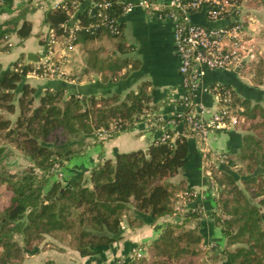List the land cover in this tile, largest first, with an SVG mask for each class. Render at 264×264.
Instances as JSON below:
<instances>
[{
    "label": "trees",
    "instance_id": "obj_1",
    "mask_svg": "<svg viewBox=\"0 0 264 264\" xmlns=\"http://www.w3.org/2000/svg\"><path fill=\"white\" fill-rule=\"evenodd\" d=\"M93 1L98 0H62L45 11L44 23L56 33L66 34L73 11L81 24L74 42L108 34L119 38L116 46L125 51L121 38L124 2L109 0L104 7L106 17L100 18ZM252 4L264 6V0ZM20 17L13 16L8 27L0 25V38L11 31L20 38L31 34V22L22 17L18 24ZM39 36L45 44L46 35ZM17 63L15 60L6 68L0 65V264H26L27 256L45 244L57 250L70 248L80 256L91 255L122 236L124 219L154 220L179 213L175 191L181 182L170 178L179 173L193 150V141L186 136L187 125L180 124L172 138H157L145 149L117 152L113 158L103 159L88 175L79 172L60 180L56 168L61 171L63 163L89 143L131 126L149 110V96L140 87L120 100L114 92L89 91L59 78L35 86L26 79L32 65L15 68ZM121 63H117L118 70ZM263 68L256 74L263 77ZM100 74L107 82V61ZM235 81H222L224 88L231 89L232 109ZM252 93L254 99L243 97L245 110H240L235 125L241 122L246 129L242 131L240 159L244 163L240 173L222 162L213 170L219 191L215 210L209 212L214 215L217 208L227 215L221 219L220 230L228 247L223 248L224 264H264V89ZM99 127L105 131L99 139H90ZM12 154L25 159L24 164L10 167L4 160ZM228 158L227 162H233ZM208 179L213 185L212 178ZM202 212L187 208L180 225L170 223L150 243L153 264H172L183 254H198L197 244L205 236L199 221ZM145 261V257L133 256L119 264ZM44 264L68 263L47 259Z\"/></svg>",
    "mask_w": 264,
    "mask_h": 264
},
{
    "label": "crops",
    "instance_id": "obj_2",
    "mask_svg": "<svg viewBox=\"0 0 264 264\" xmlns=\"http://www.w3.org/2000/svg\"><path fill=\"white\" fill-rule=\"evenodd\" d=\"M60 1L62 0H3L0 24L8 27L7 21L18 14L21 15L18 24L22 17L31 22L29 36L20 38L11 31L7 33V37L4 38L3 35L0 38V65L3 68L11 66L15 60L32 65L33 62L27 58V54L33 53L38 59L45 51V45L40 42L39 36V33L46 35L48 27L44 23V14L48 8ZM255 9L256 6L240 8V14L244 13L246 17L252 18ZM191 17L195 21L206 22L202 12H194ZM121 21V38L125 44V51H120L116 46L119 38L108 34L75 41L57 52L60 66L64 71L61 80L89 91L114 92L120 100L129 91H137L143 87L149 96V110L128 128L119 130L100 142L89 143L79 154L65 161L62 165L65 178L79 172L88 175L90 168L105 158H113L117 152L147 148L153 140L160 137L164 128L162 124L149 123L147 119L152 117L150 114L161 113L168 119L171 113L178 110L174 103L180 100L183 89L180 86L178 58L172 42V22L168 19H159L155 13L142 7H135L123 14ZM119 60L122 62L120 70L117 66ZM106 61L107 82L102 80L100 74L104 70ZM123 71L127 74L123 75ZM234 75V71L206 70L203 81L205 84L227 81ZM26 79L35 86H43L52 80L31 72H27ZM199 98L207 104L216 105L215 99L208 92H201ZM241 139L242 131L231 126L224 130L210 131L206 142L213 153L228 154L238 151ZM204 162L199 148L193 142V150L187 162L170 180L179 181L192 190V197L186 201V207L200 208L206 213L199 219L205 232L204 238L223 241L224 236L211 220L209 213L210 210H215L216 203L215 195L210 190L213 185L209 182ZM171 215L164 214L154 220L124 219L122 236L91 255L80 256L77 251L70 248L57 250L45 244L38 252L27 256L26 264H44L47 259L64 261L68 264H116L118 258L132 254V249L135 247L148 245L158 238L172 223ZM220 259L219 264H224V258Z\"/></svg>",
    "mask_w": 264,
    "mask_h": 264
},
{
    "label": "built area",
    "instance_id": "obj_3",
    "mask_svg": "<svg viewBox=\"0 0 264 264\" xmlns=\"http://www.w3.org/2000/svg\"><path fill=\"white\" fill-rule=\"evenodd\" d=\"M123 1V14L135 7H142L155 13L159 19L172 22V42L178 58L177 71L180 86L183 89L180 100L174 105L178 110L171 113L168 119L161 113L150 114L147 121L151 124H162L161 140L172 138L180 124L187 125L186 136L199 148L204 161L213 162V153L207 145V135L216 129H227L235 126L237 116L233 114L230 101L233 98L231 89L224 88L222 81L211 84L204 83L206 70L236 71L242 63L252 55V48L244 45L243 22L241 19V3L234 0H119ZM109 0L93 1L97 7V16L105 18L104 7ZM3 0H0V14L3 12ZM202 12L206 22L195 21L191 15ZM70 30L66 34H58L47 27L45 51L27 72L44 78H63L64 71L60 66L57 52L72 45L76 39V30L81 27L72 11L69 19ZM1 28L6 27L0 24ZM115 26L111 27L114 30ZM4 34V38L7 37ZM23 62L18 61L17 66ZM201 92H208L216 101V105L207 104L199 98ZM105 131L102 129L100 135ZM58 179L65 178L63 171L55 169ZM208 178H212L206 168ZM192 190L185 189L178 196L176 210H185V203L192 195ZM213 193V191H212ZM188 208V207H186ZM213 245L210 246V248ZM217 247V245H216ZM141 248L133 250L139 255ZM131 254V256H132ZM117 262L116 264H119Z\"/></svg>",
    "mask_w": 264,
    "mask_h": 264
},
{
    "label": "rangeland",
    "instance_id": "obj_4",
    "mask_svg": "<svg viewBox=\"0 0 264 264\" xmlns=\"http://www.w3.org/2000/svg\"><path fill=\"white\" fill-rule=\"evenodd\" d=\"M252 2H255V0H241V8L246 9L247 6H255L252 4ZM250 3V4H249ZM258 9V10H257ZM253 18V19H252ZM246 17V14L242 13L241 15V19L243 22V28H244V32H243V41H244V45H246L247 47L252 48V55L250 57H248L245 61L246 63H244V65H240V67H238L237 72L235 73L234 77L231 79H234V97L236 98V103L234 104L233 107V114H235L236 116H241L239 114L240 110H245V104L241 103L243 101V97H250L252 99H254V94L252 93V91H255L257 88L259 89H264V76L262 77L261 75L256 74L257 71H259L260 69L262 70V68L264 67V6L262 4H258L256 5V9L253 12V17ZM106 52V51H105ZM264 69V68H263ZM262 73V72H261ZM72 82H74L72 80ZM251 90V91H248ZM248 91V92H247ZM250 101V100H249ZM254 100H251V103ZM10 117L14 118V116H11V114H9ZM259 116V115H258ZM256 116V117H258ZM239 119V118H238ZM241 122L238 123L237 126H235V128L246 132V129H244L241 124ZM245 123V122H244ZM247 123V122H246ZM248 124V123H247ZM102 127L97 128V130L94 132V136L90 139H99L100 137V132L102 131ZM241 156V150L240 148L238 149L237 152H234L232 154H230V156L226 153H219V154H214L213 155V162H211L210 160L207 159V161H205L204 163V168L209 169L211 176H212V180H213V186L211 187V192L213 191L214 193V197L216 198L218 196V191H219V185L216 181V176L213 173L214 169H219V165L220 163H228V166L230 167L231 170L233 171H237L239 172V168L243 166V160L240 159ZM228 157H231L233 162H227L228 161ZM7 164H9L10 167H18L16 165H20V164H24L25 159H23L20 155H16V154H12V155H8L6 157V159L4 160ZM176 178V177H174ZM171 179V178H170ZM239 184L243 185V182L239 181ZM177 188L175 193L178 192L179 193L183 192L185 189H181L184 184L182 183H178L177 184ZM189 208V207H188ZM193 209V208H192ZM187 210V208L185 207V210L182 212H179V210H176L177 212H179L177 215L172 214L171 215V220L172 223L176 224V226L181 223L182 221V217L181 216L185 211ZM210 213V212H209ZM206 213L202 212L201 216H205ZM211 220L215 223V225L217 226V228H219V230H221V219H223L224 217H227V215L223 214L220 210H218L216 208V214H211ZM191 221L187 222L188 224ZM195 223V219H192L191 224ZM187 224V225H188ZM189 224V225H191ZM180 225V224H179ZM166 230V228H165ZM164 230V231H165ZM175 231L179 230V229H174ZM163 231V232H164ZM226 237L224 235V239L222 241V243H220L218 245V242L214 239H206L203 237V239H201V241L199 242V244H197L198 246V254L195 256H192L188 253L183 254L181 257V259H173V263L172 264H219L220 262V258L224 257V253H223V248H228L227 247V243H226ZM213 245L211 248L210 246ZM216 245H218L216 247ZM140 247L141 253L139 255L135 254V252L128 256H123L118 258L115 263L119 262V260H124V259H128L129 257H145V264H153L152 263V256H151V251L150 250V244L148 245H139L137 247H135L134 249ZM232 247V246H231ZM148 248V250H147ZM132 249V252L133 250Z\"/></svg>",
    "mask_w": 264,
    "mask_h": 264
},
{
    "label": "water",
    "instance_id": "obj_5",
    "mask_svg": "<svg viewBox=\"0 0 264 264\" xmlns=\"http://www.w3.org/2000/svg\"><path fill=\"white\" fill-rule=\"evenodd\" d=\"M27 58L29 60H32V61H36L37 60V57L33 53H30V52L27 54ZM135 211L138 212L142 216L145 215V213H143V212H140V211H137V210H135Z\"/></svg>",
    "mask_w": 264,
    "mask_h": 264
}]
</instances>
